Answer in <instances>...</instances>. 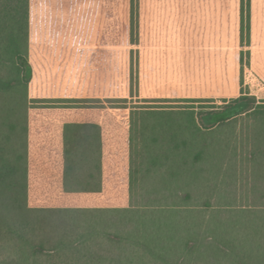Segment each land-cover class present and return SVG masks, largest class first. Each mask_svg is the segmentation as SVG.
Returning a JSON list of instances; mask_svg holds the SVG:
<instances>
[{
  "label": "trees",
  "instance_id": "16d2710c",
  "mask_svg": "<svg viewBox=\"0 0 264 264\" xmlns=\"http://www.w3.org/2000/svg\"><path fill=\"white\" fill-rule=\"evenodd\" d=\"M239 1V95L146 97L141 0H0V264H264ZM189 2L159 0L167 82L146 84L202 83L180 81Z\"/></svg>",
  "mask_w": 264,
  "mask_h": 264
},
{
  "label": "crops",
  "instance_id": "0c3cea01",
  "mask_svg": "<svg viewBox=\"0 0 264 264\" xmlns=\"http://www.w3.org/2000/svg\"><path fill=\"white\" fill-rule=\"evenodd\" d=\"M141 83H164L163 11L159 0H141ZM239 0H191L185 8L187 24L194 26L183 36L179 58L180 81L202 83L241 82ZM251 65L246 82L264 83V0L252 1ZM200 29V30H199ZM185 67V68H184ZM260 74L263 76H260Z\"/></svg>",
  "mask_w": 264,
  "mask_h": 264
},
{
  "label": "rangeland",
  "instance_id": "374dc122",
  "mask_svg": "<svg viewBox=\"0 0 264 264\" xmlns=\"http://www.w3.org/2000/svg\"><path fill=\"white\" fill-rule=\"evenodd\" d=\"M251 92L264 97V83L246 82ZM240 83H199V84H142V94L146 97H222L237 96ZM123 92L114 93L121 96Z\"/></svg>",
  "mask_w": 264,
  "mask_h": 264
}]
</instances>
